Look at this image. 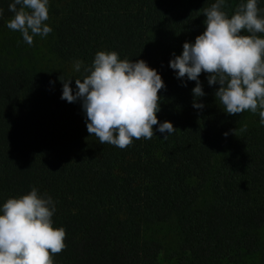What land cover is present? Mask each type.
Here are the masks:
<instances>
[{
	"label": "trees",
	"instance_id": "obj_1",
	"mask_svg": "<svg viewBox=\"0 0 264 264\" xmlns=\"http://www.w3.org/2000/svg\"><path fill=\"white\" fill-rule=\"evenodd\" d=\"M214 2L67 0L50 51L70 70L0 59V203L32 186L52 197L53 226L66 232L54 264H264V126L246 111L225 113L204 72V108H193L195 82L185 77L183 86L168 66L203 32L202 9ZM239 2L226 0L224 10L231 15ZM9 3L0 0V30ZM99 50L142 59L161 75L158 123L176 129L167 139L154 125L151 139L123 149L100 144L79 101L60 98V79L75 87ZM166 224L167 244L149 232Z\"/></svg>",
	"mask_w": 264,
	"mask_h": 264
},
{
	"label": "clouds",
	"instance_id": "obj_2",
	"mask_svg": "<svg viewBox=\"0 0 264 264\" xmlns=\"http://www.w3.org/2000/svg\"><path fill=\"white\" fill-rule=\"evenodd\" d=\"M48 6L49 0H10L12 15L6 27L18 31L31 46L34 36L43 38L52 31L46 23ZM225 6L226 0H215L202 9L203 32L194 42L185 41L168 66L183 86L186 81L195 82L193 108H204L197 102L205 96L199 79L204 72L209 86L219 85L214 96L225 113H258L264 126V9L258 8V0H240L229 15ZM81 65L75 61L74 70L80 72ZM72 80L60 79V98L79 101L87 132L100 144L123 149L133 139H151L154 125L165 134L163 139L176 130L169 121L158 123V91L165 84L142 59H121L115 51L99 50L91 65L84 67L82 78L74 79L75 87ZM55 211L52 197L35 186L0 203V264H54L53 256L66 246L65 229L53 226Z\"/></svg>",
	"mask_w": 264,
	"mask_h": 264
},
{
	"label": "rangeland",
	"instance_id": "obj_3",
	"mask_svg": "<svg viewBox=\"0 0 264 264\" xmlns=\"http://www.w3.org/2000/svg\"><path fill=\"white\" fill-rule=\"evenodd\" d=\"M67 0H49L48 20L46 23L52 31L46 36L33 37V43L29 46L23 41L18 31L9 30L6 25L0 30V59L7 67L25 66L38 70L58 69L70 70L71 66L62 64L50 51V44L54 39L53 27L56 21L57 12L62 8ZM249 119L258 117L250 111H246ZM149 232L161 238L163 243H170L174 239V231L170 224L162 226H152ZM170 252V248L166 249ZM162 264H170L166 260H161Z\"/></svg>",
	"mask_w": 264,
	"mask_h": 264
}]
</instances>
